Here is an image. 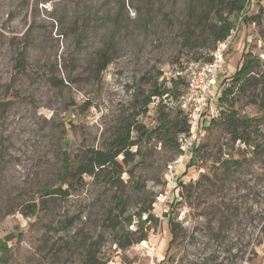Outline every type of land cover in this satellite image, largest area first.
<instances>
[{"label": "rangeland", "instance_id": "obj_1", "mask_svg": "<svg viewBox=\"0 0 264 264\" xmlns=\"http://www.w3.org/2000/svg\"><path fill=\"white\" fill-rule=\"evenodd\" d=\"M260 1L249 21L231 18L236 34L210 92L221 99L207 112L234 99L233 111L257 129L254 149L206 119L202 150L170 193L164 173L179 153L157 139L120 181L63 180L62 157L74 169L85 149L103 148L160 73L174 94L162 103L172 119L187 86L177 73L213 52L205 26L215 13L203 14L196 0H0V239L13 235L0 264H264V93L238 92L233 82L244 54L264 51V19L253 20L264 14ZM104 56L110 63L100 72ZM159 104L138 122L156 127ZM227 160L238 164L225 171ZM69 184L67 197L40 194ZM128 232L146 239L122 248L115 242Z\"/></svg>", "mask_w": 264, "mask_h": 264}, {"label": "trees", "instance_id": "obj_2", "mask_svg": "<svg viewBox=\"0 0 264 264\" xmlns=\"http://www.w3.org/2000/svg\"><path fill=\"white\" fill-rule=\"evenodd\" d=\"M195 3L203 11V14L210 15L211 13H215V20L210 24H207V21V25L205 26L206 33H209L213 38L212 48L209 47L213 51L217 48L220 42L225 40L230 35L231 31L234 29V23L231 18L241 15L247 6V0H196ZM261 19L262 14L253 18L254 21H258V24H260ZM244 21H249V18L246 16ZM189 33H192V31L189 30ZM204 61H211V56ZM109 63L110 59L104 56L99 61L98 71L103 72ZM262 68L263 66L260 55L253 54L251 52L244 54L243 65L237 70L233 81L235 84L237 83L238 92L244 93L249 87L254 86L255 88H258L260 86L262 88V92L264 93V70H262ZM253 73L254 75H252ZM161 75L162 74L160 73L158 75L159 77L152 81L151 88L149 89L147 95H145V92L141 91V93H138L135 96L132 105L134 107V111L136 112L128 114L118 120L103 148L85 149L80 156L81 158L78 165H76L74 169L71 167V158L67 152H64L62 157L63 173L61 175L63 180L66 179L73 182H82L85 176L96 179L101 176L107 177L117 174L119 175L117 181H120V178L124 173H128L132 176L134 172L124 170L125 165L135 163L141 153L143 144H148L153 139H157L164 146L176 148L177 153H179L177 138L180 134L188 132V120L180 109L175 111V115L172 119L171 114L165 113L166 107L162 103L164 101H170L174 94L164 82H158ZM141 95L145 96L141 99ZM156 99L160 100V104L157 109L158 124L154 128H148L144 124L139 123L137 118L147 115L149 112V106ZM234 101L235 100L233 99L230 104L228 103V108L226 110H222L221 117L217 120V122H222L227 125V129L230 133H232V141L234 143H245L247 146H251L254 149V146L252 145V133H256L257 129L254 128L252 119H243L238 116L237 112L233 111ZM240 128L242 129L241 131H239ZM134 147H136V151H133ZM201 150V148L200 150L198 149L197 154L200 153ZM233 164L237 165L238 162H230L228 160L225 161L223 163L225 171H229ZM70 187H72L70 184L67 187H45L40 191V194L44 197L50 195L56 196V198L58 196L67 197L70 194ZM37 210L38 206L33 205L31 213H36ZM124 213L125 210H122L121 215ZM127 225H132V218L127 219ZM127 235L128 238L125 243H115H117L120 247L125 248L133 243H139L140 241H144L146 239V235L134 238L136 232L133 234L128 232ZM12 239V234L6 236L3 241L0 239V252L3 255L8 254L11 251L9 242H11ZM90 264L106 263H102L101 260L94 258Z\"/></svg>", "mask_w": 264, "mask_h": 264}, {"label": "built area", "instance_id": "obj_3", "mask_svg": "<svg viewBox=\"0 0 264 264\" xmlns=\"http://www.w3.org/2000/svg\"><path fill=\"white\" fill-rule=\"evenodd\" d=\"M254 1L255 0H247V6L241 13L240 22H243L244 18L248 16L249 6L253 4ZM260 11L264 12V0L260 1ZM262 17L264 19V14ZM253 25H255V22ZM231 33L225 40L218 44L217 48L211 54V61L191 62L177 73L179 77L186 76V91L180 97L178 105L188 120L189 130L178 136V157L174 161L168 163L165 169L164 181L170 193L177 188L181 169L188 160H191V157L194 156L199 147L204 128L207 126L206 119L213 122L219 120L221 117L222 109L219 104L211 111L210 115H207V112H210V106L213 102L219 103L221 99L219 94L218 98L210 97V92L212 87L217 83L216 78L219 71H224L226 69L225 54L236 34L233 30ZM260 59L264 68V51L260 54ZM252 75H254V73ZM229 87L230 85L228 84L225 90ZM238 144L244 148L247 147L245 143L238 142ZM144 219H146V216Z\"/></svg>", "mask_w": 264, "mask_h": 264}]
</instances>
